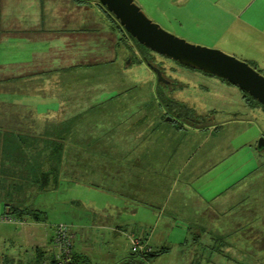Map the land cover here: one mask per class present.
Segmentation results:
<instances>
[{
  "label": "rangeland",
  "instance_id": "1",
  "mask_svg": "<svg viewBox=\"0 0 264 264\" xmlns=\"http://www.w3.org/2000/svg\"><path fill=\"white\" fill-rule=\"evenodd\" d=\"M80 1L95 2L96 9L113 17L99 0ZM134 1L168 32L231 54L258 71L264 69V59L250 61L253 49L232 33L236 25L229 0ZM115 21L118 45L103 54L106 58L116 55L115 60L86 71V85L96 89L99 99L110 97H101L102 90L115 95L91 112L81 113L80 132L88 137L69 145L79 152L72 161L75 165L59 170L52 189L17 193V199L24 207L41 212L47 232L54 234L60 223L72 232L76 212L102 211L101 199L94 197L96 188L102 196L108 192L138 200L153 192L163 196L175 181L178 187L189 188L181 199L185 207L175 216L191 221V232L181 224L165 231L164 226L146 220L147 227L156 229L153 242L168 248L140 264H264V149L257 148L264 136V108L234 84L139 45ZM148 62L160 68L170 82L160 83ZM170 99L178 102L183 116L178 118L168 108ZM251 133L256 139L248 146ZM98 137L111 138L112 143H93ZM3 183L9 184L7 180ZM7 200L0 197V264H23L29 257L27 246L40 245L43 239L21 230L26 222L4 215ZM121 242L125 254L130 243Z\"/></svg>",
  "mask_w": 264,
  "mask_h": 264
},
{
  "label": "crops",
  "instance_id": "2",
  "mask_svg": "<svg viewBox=\"0 0 264 264\" xmlns=\"http://www.w3.org/2000/svg\"><path fill=\"white\" fill-rule=\"evenodd\" d=\"M229 1L236 25L231 32L239 36L243 45L253 49L250 61L258 63L264 59V0ZM96 4L80 0H0V129L56 138L58 144L67 145L61 153L64 160H75L79 152L69 145L88 137L80 132L81 113L91 112L115 95L102 90L100 96L110 97L99 99L96 89L86 85L89 81L86 71L96 70L99 63L115 60L116 55L108 58L104 55L116 49L119 42L116 32L119 30L114 26L113 17L104 9H96ZM219 127L221 125L214 129ZM255 135L249 136L248 146L256 139ZM92 141L101 145L112 143L111 138L98 137ZM5 153L0 154V161L16 159L11 151ZM94 154L103 155L99 151ZM12 169L9 163L0 164L1 196L10 190V184L2 183L1 177L7 176ZM154 173L149 175L150 183ZM176 186L174 181L170 189L164 190L163 196L153 192L138 200L108 192L105 195L112 198L107 199L96 188L94 197L101 199L98 205L102 211L76 212L72 216L75 264H93V261L95 264H140L156 257L135 259L130 248L124 254L121 240H128L129 234L142 238L156 252H166L168 247L153 242L157 239L156 229L147 227L146 220L170 232L181 224L190 234L191 221L178 220L175 216L185 207L181 199L186 198L188 191L185 190L189 188L177 186V191ZM173 200H178L179 204ZM26 223L21 230L25 229L30 236L38 235L43 241L37 246H27L29 257L24 263L53 264L57 252L53 230L47 232L42 227L43 220L26 219ZM136 231L140 235H136Z\"/></svg>",
  "mask_w": 264,
  "mask_h": 264
},
{
  "label": "water",
  "instance_id": "3",
  "mask_svg": "<svg viewBox=\"0 0 264 264\" xmlns=\"http://www.w3.org/2000/svg\"><path fill=\"white\" fill-rule=\"evenodd\" d=\"M120 25L148 49L187 67L218 76L245 91L264 106V74L231 54L192 44L152 21L134 0H99ZM157 80L168 83L160 68L149 63ZM264 149V136L257 144Z\"/></svg>",
  "mask_w": 264,
  "mask_h": 264
},
{
  "label": "trees",
  "instance_id": "4",
  "mask_svg": "<svg viewBox=\"0 0 264 264\" xmlns=\"http://www.w3.org/2000/svg\"><path fill=\"white\" fill-rule=\"evenodd\" d=\"M112 20L114 23H116L114 18H112ZM133 39L139 45L145 47L144 45L140 44L135 38ZM145 48L148 49L147 47ZM223 80L228 82L225 79ZM241 91L247 94L250 100H252L256 105L258 104L264 108V106L261 105L255 98L250 96L245 91ZM177 104L178 102L171 99L167 101L168 108L173 111L179 118L183 116L184 112L177 109ZM171 121H174V119L172 118ZM65 146L67 147V145L58 144L56 138H42L37 136L34 137L27 134L12 133L0 129L1 153H3L4 151V153L6 152L5 154H7V152L11 151L13 157H16V159L14 160L0 161V164L2 166L4 165V163H9L10 167H14V169L11 170V173H8L7 176L1 179L2 183L3 180L4 182L7 180L10 184V190L8 194L6 193L5 196L0 195L2 200L8 199L7 201L9 202L4 205V215L14 216L15 218L20 219L19 221H23V223L26 222V219H44L42 218L40 214L41 212L39 210L36 211V209H28L27 207H24L23 202L17 199V193H31L32 189L33 191L40 192L46 190L51 185L55 186L57 183L59 170H62V167H66L71 163L73 164L72 161H74L64 160L61 158L62 149L63 147L65 148ZM18 169H20L21 171L18 172ZM13 191L14 194L10 196V193H12ZM161 253L163 252H156L152 250L150 253L132 254L141 256L143 258H150ZM40 264L42 263L40 262ZM70 264H75L73 258Z\"/></svg>",
  "mask_w": 264,
  "mask_h": 264
},
{
  "label": "built area",
  "instance_id": "5",
  "mask_svg": "<svg viewBox=\"0 0 264 264\" xmlns=\"http://www.w3.org/2000/svg\"><path fill=\"white\" fill-rule=\"evenodd\" d=\"M6 218L8 221L12 220L8 217ZM128 240L131 253L145 254L153 250L142 238L134 234H129ZM54 243L57 247V252L54 255L53 264H70L73 258V234L68 225L60 223L55 227Z\"/></svg>",
  "mask_w": 264,
  "mask_h": 264
},
{
  "label": "flooded vegetation",
  "instance_id": "6",
  "mask_svg": "<svg viewBox=\"0 0 264 264\" xmlns=\"http://www.w3.org/2000/svg\"><path fill=\"white\" fill-rule=\"evenodd\" d=\"M156 77H157V76H156ZM169 82H170V81H169ZM169 82H168V83H169ZM168 83H165V84H168Z\"/></svg>",
  "mask_w": 264,
  "mask_h": 264
}]
</instances>
